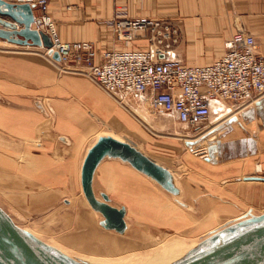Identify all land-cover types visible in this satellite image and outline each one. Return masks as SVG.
<instances>
[{
    "label": "crops",
    "instance_id": "0c3cea01",
    "mask_svg": "<svg viewBox=\"0 0 264 264\" xmlns=\"http://www.w3.org/2000/svg\"><path fill=\"white\" fill-rule=\"evenodd\" d=\"M25 1L31 2L38 15L33 5L36 0ZM47 1L63 41H92L98 51L123 47L107 24L119 13L173 22L181 32L178 51L187 65L218 60L224 42L238 25L254 36L257 52L264 57V0ZM12 48L23 52L9 51ZM226 123L221 129H208L209 134L220 132L211 143L215 150L209 158L208 148L198 152L207 157H189L196 148L174 136L172 130L178 123L171 115L151 109L137 98L120 104L87 76L59 72L39 48L0 39V206L15 221L38 228L40 236L87 238L94 219L102 226L101 214L82 206L81 167L87 151L106 135L129 142L166 167L179 188L183 207L200 212L201 220L222 224L233 219L237 207L228 198L221 201L224 195L218 184L250 174L264 175V97ZM185 134L194 136L189 131ZM208 163L214 166L209 169ZM257 163L259 170L255 169ZM243 183H251L246 186L251 188L262 182ZM234 186L235 193L242 194V185ZM158 187L128 162L108 156L97 164L92 177L98 198L105 194L109 204L125 209L126 229L118 234L131 227L129 210H137L139 215L131 216L137 221L163 214L160 205L165 193ZM208 208H212L210 213Z\"/></svg>",
    "mask_w": 264,
    "mask_h": 264
},
{
    "label": "built area",
    "instance_id": "2783aa9c",
    "mask_svg": "<svg viewBox=\"0 0 264 264\" xmlns=\"http://www.w3.org/2000/svg\"><path fill=\"white\" fill-rule=\"evenodd\" d=\"M33 5L43 26L36 29L48 34L51 47H30L42 50L61 72L87 76L120 104L137 98L171 115L181 127L199 131L207 122L216 127L234 118L264 97V57L257 52L254 36L242 26L224 42L218 60L187 65L178 51L181 32L168 19L116 13L107 24L123 47L98 51L92 41H63L47 0ZM54 51L59 60L52 58Z\"/></svg>",
    "mask_w": 264,
    "mask_h": 264
},
{
    "label": "water",
    "instance_id": "95a60500",
    "mask_svg": "<svg viewBox=\"0 0 264 264\" xmlns=\"http://www.w3.org/2000/svg\"><path fill=\"white\" fill-rule=\"evenodd\" d=\"M36 26L43 28L40 16L35 15L34 8L28 1L0 0V39L17 46L49 49L50 37L41 29L38 31ZM52 58L59 60L58 53L52 52ZM106 156L128 162L134 169L151 178L167 192L173 195L179 194L175 179L166 167L158 164L127 141H121L109 135L100 136L87 151L83 160L81 186L90 207L103 217L100 224L105 229L114 230L117 233H123L126 229L125 209L109 204L105 194L100 195L101 199L98 198L92 188L94 170ZM243 180L264 181V176H245ZM179 204L183 205L181 202ZM243 228L245 229L229 240L182 264H264V212L257 215L251 214L248 218L220 231ZM0 264L81 263L27 232L0 207Z\"/></svg>",
    "mask_w": 264,
    "mask_h": 264
},
{
    "label": "rangeland",
    "instance_id": "374dc122",
    "mask_svg": "<svg viewBox=\"0 0 264 264\" xmlns=\"http://www.w3.org/2000/svg\"><path fill=\"white\" fill-rule=\"evenodd\" d=\"M56 67L58 71L61 72L57 65ZM164 121H166V118H164ZM231 121L228 120L227 122H231ZM212 124L213 122L210 124H208L207 122L206 124H204L205 127H202L199 131H197L196 129L183 128L178 124L173 128L172 132H176L174 136L180 139L185 138L189 144L190 143L191 145L193 144L192 145L193 148H196L194 149L196 151L194 150L192 151L193 155L188 153L190 155L189 157L202 159L205 156L207 157V155L205 154L202 155L199 154L198 152L206 151L207 145L214 143L220 134V132H214L212 134H209L211 131H209L208 128ZM224 125H226V123ZM224 125L223 124L220 126L218 125V128L217 127L216 128L221 129L222 127H224ZM188 131L189 133H194V136L186 137L185 133H187ZM191 137H193L191 139L192 141L187 139ZM203 137L204 139H201ZM180 139H177L178 142H181ZM214 150L215 148L213 146H211L210 149L208 148V152H207L208 158L211 155L212 151ZM186 165L184 166V170L188 171V166L186 167ZM211 166L214 165L208 163L209 169L211 168ZM258 166L259 164L257 163L255 165V169ZM251 175L264 176L263 174L262 175L250 174V176ZM244 177L240 176L237 178L230 179L228 180V182L226 181L225 184H222V186H221V182L218 181L219 182L218 186L220 185L219 187L222 189L221 193L224 195V198H222L221 201L223 202L224 199L228 198L230 199L231 203H233L237 207V210H234V214L232 215L235 217L233 219L222 222V224H218L219 220L213 221V224L210 223V221L201 220L200 212L191 211L183 207L185 206V204L179 199L180 198L179 194L173 195L167 192L166 190H164L165 200L163 205H160L161 208L163 206V214H160L158 217L155 215V218L152 220L137 221L131 218L133 213L139 215L137 210L136 212H133V210L132 211L129 210L127 217L128 220L130 221L131 227L124 234H118L112 230L104 229L102 226L98 225L97 222L98 218H96L94 219L95 220L93 224L94 228L93 230L90 231V236H88L87 238L79 237L77 235L72 237L39 236V238L41 239L43 238V240H41L43 242L45 241L49 243L50 241L53 243L57 242L55 245L59 247V249L64 250L66 252L64 253L65 255L70 256L73 259H75L74 257L76 256L77 258L85 257L87 259H95L96 261L104 260V262L106 260H108V262H117L120 259L144 260L150 253L153 252V250H155L156 248H160L161 244H165L171 241H175V242L180 241L179 243L182 242L181 243L182 245L189 247L192 246L193 244L199 246L200 244L207 243L213 234L218 233L220 230L232 225L233 223L246 219L251 214L257 215L264 212V181H261L262 183H254L253 185L255 187L250 188L246 186H251V183H243ZM236 180H240V181H236ZM252 181H257V180H252ZM187 183L189 184L190 182ZM237 183H240V185H242V188H239V192L241 190L242 194L235 193V190L231 188V187L235 188L234 185ZM158 188L157 189L159 191L163 190L160 186ZM178 201L181 202L183 205L179 204ZM2 206L4 207L3 204L1 205V207ZM85 208H89V207H85ZM211 209L212 208L210 209L208 208L209 213L211 212ZM90 214H92V212H90ZM15 222L17 224L19 223L18 224L19 226L22 225L30 228L28 223H22L18 220ZM83 222L85 224L87 223L86 220H83ZM213 226H215L216 228L209 230L208 233V229ZM201 227L203 228V230ZM31 230H35V232L38 234L41 232L38 228H32ZM28 232L30 233L31 231L28 230ZM74 232H78V229H76V231ZM112 241H115V243L118 246V249L111 248ZM75 250H80V251H75ZM96 250H102V251H96ZM196 251L197 250H195L192 255L187 256L185 259L193 257L195 254L199 252ZM133 256L134 258H132Z\"/></svg>",
    "mask_w": 264,
    "mask_h": 264
},
{
    "label": "bare ground",
    "instance_id": "6f19581e",
    "mask_svg": "<svg viewBox=\"0 0 264 264\" xmlns=\"http://www.w3.org/2000/svg\"><path fill=\"white\" fill-rule=\"evenodd\" d=\"M135 110V109H134ZM136 111V110H135ZM138 112V111H137ZM231 120V119H230ZM234 120V119H232ZM228 121V120H227ZM226 121V122H227ZM224 121V123H220V125H224L226 123ZM227 124V123H226ZM216 124L214 123L213 125H211L212 127L215 126ZM211 128V127H210ZM209 128V129H210ZM192 141V140H191ZM210 146H212L211 144H208L207 145V148L210 149ZM200 150V149H199ZM202 150V149H201ZM198 151V150H197ZM260 166V165H259ZM256 167L257 170L260 169V167ZM83 202L82 206L84 207H89L90 208V205L88 204V202L82 198L81 200ZM1 207V206H0ZM2 208V207H1ZM3 209V208H2ZM91 209V208H90ZM184 210V209H183ZM91 212V211H90ZM95 212V211H94ZM81 214V213H80ZM90 215V214H89ZM93 215V214H92ZM215 217V216H214ZM83 222V221H82ZM202 223V222H201ZM83 224H85L83 222ZM213 224V223H212ZM200 226V224H199ZM202 228V227H201ZM24 229L28 232H30V234H32L33 236L39 238V234L35 232V230H31L32 228H28V227H24ZM198 229V228H197ZM196 229V230H197ZM245 228L243 229H237V230H233V231H219V233L217 234V236H214V234L210 237L209 241L207 243H204V244H200L199 246H196L194 245L191 249L190 248H187L185 247V245H182L181 243H179L180 241H171V242H168V243H165V244H161L160 245V248H156L155 250H153L152 253H148L149 255L145 258L144 256V260H135V259H120L119 261L117 262H108V260H106L104 262L103 261H96L95 259H87L85 257H74L79 263L81 264H182L184 262H186L187 260L191 259L192 257L188 258V259H185L187 256L189 255H192L194 253L195 250L199 251L197 254H195L193 257L195 256H198L202 253H204L205 251L211 249L212 247L220 244V243H223L227 240H229L231 237L237 235V233L241 232V230H244ZM203 230V228H202ZM201 232V231H199ZM206 233V232H205ZM209 233V231H208ZM214 236V237H213ZM197 237V236H196ZM136 238V237H135ZM40 240H43V238H39ZM50 240V239H49ZM174 240V239H173ZM53 241V240H52ZM46 244L48 243L49 246L51 247H54L55 249H57L58 251L62 252V253H66L64 250H61L59 249V247H57L55 244L57 243H53L50 241L47 242L45 241ZM158 242V241H157ZM111 248H117L118 249V246L117 244L115 243V241H112L111 243ZM197 248V249H195ZM110 249V248H109ZM190 249V250H189ZM196 251V252H197ZM70 255V254H69ZM128 255V254H127ZM73 256V255H72ZM140 256V255H139ZM112 258V257H111ZM115 258V257H114ZM118 258V257H117ZM131 258V257H129ZM134 258V256L132 257ZM185 259V260H184Z\"/></svg>",
    "mask_w": 264,
    "mask_h": 264
}]
</instances>
